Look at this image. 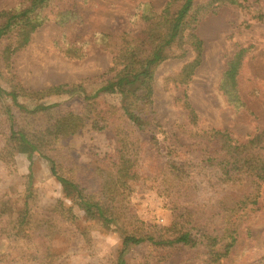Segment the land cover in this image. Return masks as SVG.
<instances>
[{"label": "trees", "instance_id": "1", "mask_svg": "<svg viewBox=\"0 0 264 264\" xmlns=\"http://www.w3.org/2000/svg\"><path fill=\"white\" fill-rule=\"evenodd\" d=\"M230 6L247 10L250 24L264 23V7L247 6L242 0H168L161 11L151 2H141L136 17L143 27L138 34L122 31L95 36L94 43L113 55L112 77L43 90L21 84L13 59L48 22L50 9L57 10L55 22L59 25L76 19L74 0H22L0 10V43L7 41L0 63V165L15 153L25 154L31 161L24 184V214H14V178L6 177L0 184V237L22 243L13 251L20 248L24 264H68L53 250L64 231L54 220L32 211L44 165L61 186V198L55 205H47V212L72 224H78L82 213L87 221L120 237L114 258L88 264H142L134 257L142 247L146 248L144 264H169L175 255L182 262L196 264L240 262L236 245L246 220L264 209V130L241 142L228 129L203 128L185 95L179 102L187 111L188 123L163 128L161 139L154 99L156 72L168 60L188 59L193 54L166 81L183 86L193 80L204 54L198 28ZM248 52L242 48L235 53L219 83L237 111L246 108L239 75ZM66 54L83 59L84 47L72 44ZM113 94L121 96L119 108L108 100ZM51 97L63 99L43 102ZM75 101L82 103L81 110L71 108ZM25 121L32 123L36 137L25 135ZM88 125L91 131L109 133L111 146L104 158L86 163L69 140ZM147 183L159 185L167 200L172 212L167 227L143 220L132 200L135 186ZM244 184L249 185L248 191L239 192ZM216 218L222 223L211 229L209 221ZM83 234L90 241L86 229ZM10 257L0 254V264H11Z\"/></svg>", "mask_w": 264, "mask_h": 264}, {"label": "rangeland", "instance_id": "2", "mask_svg": "<svg viewBox=\"0 0 264 264\" xmlns=\"http://www.w3.org/2000/svg\"><path fill=\"white\" fill-rule=\"evenodd\" d=\"M21 1L0 0V10L14 7ZM167 1L74 0L78 17L65 25L55 22L57 10L50 9L47 11L48 22L36 31L29 46L14 57V72L23 86L34 90L82 81L93 84L95 79L102 76L112 77L113 74L109 72L113 55L94 43L95 36L101 32L116 34L122 31L136 35L143 27L136 17L138 4L151 2L157 11H161ZM242 1L247 6L264 7V0ZM247 13L239 6L225 7L219 14L208 17L200 24L198 34L204 41L203 62L189 84L175 86L167 84L166 79L193 54L188 59L168 60L158 68L154 99L156 119L162 126L157 130V135L161 139L164 138L163 128L170 130L188 123L187 111L179 102L185 95H188V100L196 109L203 128L228 129L241 142L264 130V23L250 24ZM6 44L7 41L0 43V63ZM72 44L84 47L83 59L68 57L67 47ZM242 48L249 49L239 75L246 108L237 111L220 91L219 83L228 61ZM62 99L51 97L43 102L55 103ZM108 100L117 108L121 106L120 95H109ZM70 106L75 110L83 108L78 101L71 102ZM22 130L27 137H36L31 122L25 121ZM181 138L184 139V136ZM69 145L75 147L81 160L88 163L104 158L110 152V134L91 131L89 125L80 127L70 138ZM30 166V158L20 153L13 154L0 165V184L9 176L17 184V192L11 196L16 207L15 217L26 211L23 194ZM62 173L67 174L66 171ZM38 178L40 180L36 187L39 189V198L32 211L38 216L54 220L64 231L53 244L54 252L65 258L68 264L102 263L114 258L120 243L119 235L87 221L82 213H79L78 224H72L55 213L47 212V205H55L61 198V186L45 165ZM248 189L249 185L244 184L238 191L246 193ZM132 200L143 220L162 228L171 224L172 212L168 209L166 198L160 194L159 185L138 184L134 188ZM221 223L220 218H216L209 221V227L213 229ZM85 229L90 241L83 234ZM20 244V241L0 237V254H11V264H24L19 257L20 248L13 251ZM236 247V258L241 259L238 264H258L264 260V209L246 220ZM145 252L146 248L142 247L134 255L142 264L146 262ZM181 259V256L175 255L169 264H196L193 261L182 262Z\"/></svg>", "mask_w": 264, "mask_h": 264}]
</instances>
